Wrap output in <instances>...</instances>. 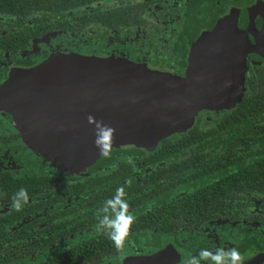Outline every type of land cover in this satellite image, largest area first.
Returning a JSON list of instances; mask_svg holds the SVG:
<instances>
[{
    "label": "flooded vegetation",
    "instance_id": "1",
    "mask_svg": "<svg viewBox=\"0 0 264 264\" xmlns=\"http://www.w3.org/2000/svg\"><path fill=\"white\" fill-rule=\"evenodd\" d=\"M190 2L35 0L15 8L12 7L18 3L0 2V85L14 72L60 54L123 58L185 76L194 41L203 31L212 29L229 9L237 7H228L210 28L202 29L189 41L195 28L184 27V23L189 14L196 13ZM243 7L246 6L238 8ZM184 57L186 65L182 67ZM253 58L247 57L249 64H253ZM1 98L0 257L18 258L7 264H43L47 258L57 263L63 255H75L73 246L78 242L102 237L108 244L93 252L108 253L101 264H188L203 248H236L242 264H264V183L254 187L229 185L228 176L220 178L224 170L215 174L211 170L204 171L205 174L197 170L196 176H201L192 180L196 185L190 193L180 185L178 176L175 181L179 185L171 186V191L163 190L167 188L163 184L158 193L152 190L153 194H146L145 189L154 187L150 183H162L165 178L163 173L149 177L155 171L151 163L134 170L130 169L132 163L119 167L129 158L139 161L153 152L133 145L120 147L132 146L145 153L109 154L102 164L91 169L104 156L101 155L82 173L69 174L52 166L27 145L21 125L6 110ZM207 111V117L219 112ZM185 156H167L159 165L169 161L179 167ZM168 171L172 173L171 169ZM58 172L64 174L60 176L61 185L56 177ZM128 174L146 185L135 190L136 201L128 202L136 219L129 240L117 250L107 235L95 230L104 201L110 198L104 199L106 196L97 192L104 187V181H119ZM10 179L17 183L16 193L24 189L27 179L39 182L29 190V201L20 210L13 207Z\"/></svg>",
    "mask_w": 264,
    "mask_h": 264
},
{
    "label": "water",
    "instance_id": "2",
    "mask_svg": "<svg viewBox=\"0 0 264 264\" xmlns=\"http://www.w3.org/2000/svg\"><path fill=\"white\" fill-rule=\"evenodd\" d=\"M249 55L253 64L264 61V0L229 9L203 31L185 76L123 58L60 54L10 75L0 85L1 103L36 153L58 170L80 174L102 155L90 115L114 130L108 150L154 151L191 129L202 110L242 101Z\"/></svg>",
    "mask_w": 264,
    "mask_h": 264
},
{
    "label": "trees",
    "instance_id": "3",
    "mask_svg": "<svg viewBox=\"0 0 264 264\" xmlns=\"http://www.w3.org/2000/svg\"><path fill=\"white\" fill-rule=\"evenodd\" d=\"M35 0H0V2H8L11 5H23L25 2L32 4ZM256 0H192L189 3L194 4L196 7V13L188 15L186 17V23L184 27L194 26L195 31L189 41H192L202 29L210 28L217 17L220 14H224L228 7L232 6H249ZM50 2V0H48ZM209 11H211L209 13ZM94 21H98L99 18H91ZM113 25V18L110 20ZM89 23H92L89 20ZM190 42H188L189 45ZM187 57V49L184 54ZM186 65V58H183L182 67ZM207 110H202L196 118V123L191 129L185 133L174 134L170 137L163 139L155 151H153L149 157L140 159L139 161L132 160L131 170L137 169L139 165L143 167L148 163L154 164L153 170L149 174V177L153 178L158 174L164 175L165 182L160 183L154 181L149 185L154 187L147 188L144 193H152L160 190L163 184L167 188L163 190H172V187L179 185L175 178L181 177L180 185L185 187L188 192L193 191L195 182L194 178H199L201 175L194 171L211 170L213 174L218 173L219 170H224L227 173L223 176V172L220 173V178H229V185H247L254 187L263 186L264 183V63L263 64H249V70L246 73V90L242 101L232 109H225L219 112H214L213 116L207 117L205 113ZM27 145L33 148L32 142L26 140ZM109 154L117 152H126L132 155L139 153H145L144 150L139 148L120 147L118 149H112L108 151ZM179 153L185 154L180 166L176 167L174 163H166L162 166L159 162L170 155H178ZM108 154V155H109ZM106 159L104 155L99 159L91 169L98 167ZM128 161H123L122 165L119 166L127 167ZM172 170V173L168 171ZM91 171V170H90ZM56 176L61 183L62 172H58ZM64 175V174H63ZM123 176L119 181L106 180L102 183L103 188L98 189L107 197H112L115 194V190L118 187H123L128 202L136 201L137 196L135 190L137 187L142 189L146 185L144 181H136L133 177ZM162 176V175H161ZM43 178L48 181L45 174ZM113 177V174H112ZM259 177V178H258ZM162 178V177H161ZM219 178V179H220ZM34 180V179H33ZM40 182H44L40 179ZM111 181V182H110ZM216 182H219L216 181ZM11 196H14L17 190V183L10 179ZM39 183L38 181L26 180L24 183V189L29 193V190L33 186ZM50 181L47 182L49 184ZM59 182V185H61ZM198 184V183H197ZM172 186V187H171ZM162 190V191H163ZM148 191V192H147ZM264 193V192H263ZM139 194V193H138ZM137 194V195H138ZM188 197V195L186 196ZM161 200V198L159 199ZM185 200V199H184ZM108 244V240L102 237L100 240H88L80 241L73 249L75 255H63L58 259L56 263L53 258H47L43 264H101L108 253L102 252L100 254H94V249H100L102 245ZM110 254V253H109ZM0 257V264H7V261H11L14 258ZM15 258L14 261H17Z\"/></svg>",
    "mask_w": 264,
    "mask_h": 264
},
{
    "label": "clouds",
    "instance_id": "4",
    "mask_svg": "<svg viewBox=\"0 0 264 264\" xmlns=\"http://www.w3.org/2000/svg\"><path fill=\"white\" fill-rule=\"evenodd\" d=\"M88 120L95 127L96 146L100 149L102 155L107 156L114 130L102 121L96 120L94 116L90 115ZM129 163H132L131 158H129ZM28 201L27 191L20 189L13 196V207L20 210L22 205L27 204ZM135 219L136 217L129 210L124 188L118 187L115 194L104 201L95 230L98 233L107 235L115 248L120 250L130 238ZM188 264H242V257L236 248H217L215 251L203 248L198 255L190 258Z\"/></svg>",
    "mask_w": 264,
    "mask_h": 264
},
{
    "label": "rangeland",
    "instance_id": "5",
    "mask_svg": "<svg viewBox=\"0 0 264 264\" xmlns=\"http://www.w3.org/2000/svg\"><path fill=\"white\" fill-rule=\"evenodd\" d=\"M208 115H210L209 113H205V116H208Z\"/></svg>",
    "mask_w": 264,
    "mask_h": 264
}]
</instances>
